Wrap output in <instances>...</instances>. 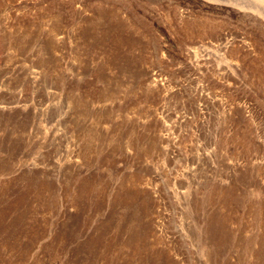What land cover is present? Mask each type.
Listing matches in <instances>:
<instances>
[{
    "label": "rangeland",
    "instance_id": "1",
    "mask_svg": "<svg viewBox=\"0 0 264 264\" xmlns=\"http://www.w3.org/2000/svg\"><path fill=\"white\" fill-rule=\"evenodd\" d=\"M0 264H264V0H0Z\"/></svg>",
    "mask_w": 264,
    "mask_h": 264
}]
</instances>
